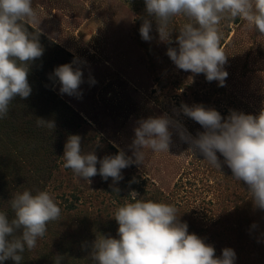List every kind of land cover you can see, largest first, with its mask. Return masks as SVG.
I'll list each match as a JSON object with an SVG mask.
<instances>
[{
    "label": "rangeland",
    "instance_id": "rangeland-1",
    "mask_svg": "<svg viewBox=\"0 0 264 264\" xmlns=\"http://www.w3.org/2000/svg\"><path fill=\"white\" fill-rule=\"evenodd\" d=\"M33 7L40 23L29 31L39 29L44 53L29 66L31 95L16 97L0 119V210L12 215L8 201L17 191L47 190L61 217L48 224L34 249L22 253L21 264H55L58 254L65 257L61 264H93L87 258L92 242L100 235L118 238L112 217L131 201L133 190L139 199L175 206L188 232L214 246L217 257L231 248L234 264H264V211L254 209L248 186L232 177L219 153L220 169L188 151L176 129L169 153L146 150L145 162L123 169L118 182L98 174L88 184L65 169L62 158L67 138L78 135L82 151L98 159L119 150L135 159L134 129L149 117L167 115L196 137L204 129L183 115L182 104L214 108L223 118L232 111L258 115L264 108V36L239 18L221 22V47L228 55L221 87L204 74L178 69L167 56L169 47H178L184 17L173 20L172 43L165 44L154 20L153 39L140 36L144 0H33ZM46 42L72 55L68 64L83 72L82 95L59 92L58 78L53 82L59 56ZM37 118L54 122V129L38 127Z\"/></svg>",
    "mask_w": 264,
    "mask_h": 264
},
{
    "label": "clouds",
    "instance_id": "clouds-1",
    "mask_svg": "<svg viewBox=\"0 0 264 264\" xmlns=\"http://www.w3.org/2000/svg\"><path fill=\"white\" fill-rule=\"evenodd\" d=\"M144 3L146 17L139 28L142 40L153 39L154 20L159 41L171 44L173 20L186 18L176 37L178 47H169L167 56L178 69L204 74L208 82L218 81L221 87L228 76L224 70L228 55L221 47V22L239 18L249 29L264 36V0H144ZM39 23L33 0H0V119L8 115L16 97L27 99L32 93L29 66L43 56L44 49L39 42V29L33 34L29 26L38 28ZM53 75L58 78L61 94L82 95L80 86L84 81L80 68L63 64L54 69ZM181 111L204 131L192 137L178 120L167 115L142 119L134 129L130 145L135 159L126 156L123 150L98 159L94 152L82 151L80 136L70 135L64 145L63 167L88 184L98 174L105 181L112 178L118 182L123 179V169L145 162L146 150L169 153L172 129H176L180 139L189 143L188 151L200 153L210 165L220 169L217 153L223 156L232 177L248 186L254 209L264 211V108L258 115L232 111L227 118L200 104L191 107L182 104ZM36 123L38 127H55L54 122L43 118H37ZM113 191L119 193L120 189ZM138 195L133 190L131 201L114 212L118 238L100 235L92 242L87 258L93 264H234L233 249L224 248L217 257L214 246L188 232V225L180 222L175 206L145 201ZM8 203L11 216L0 210V264L9 259L21 264L22 253L36 247L37 240L46 235L48 224L60 219L61 208L47 190L17 191ZM64 259L56 255L55 264Z\"/></svg>",
    "mask_w": 264,
    "mask_h": 264
},
{
    "label": "trees",
    "instance_id": "trees-1",
    "mask_svg": "<svg viewBox=\"0 0 264 264\" xmlns=\"http://www.w3.org/2000/svg\"><path fill=\"white\" fill-rule=\"evenodd\" d=\"M47 43V45L51 48V50H53V52L56 54H54L56 57L57 56H59V59H58V57H57V59H58V64L59 65H57V67L58 66H60V65H63V64H68V63H70V61H71V59H72V55L70 54V53H68V52H66L65 50H63V49H60V48H57L53 43H51V42H46ZM57 78L56 77H54V79H53V82L56 80ZM71 115L72 116H74L76 119L78 118L79 119V117L77 116V115H75L73 112L71 113Z\"/></svg>",
    "mask_w": 264,
    "mask_h": 264
}]
</instances>
